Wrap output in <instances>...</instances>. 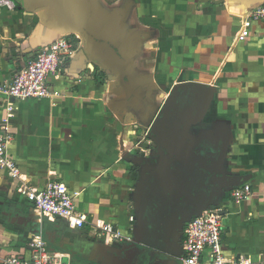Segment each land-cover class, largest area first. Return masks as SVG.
I'll use <instances>...</instances> for the list:
<instances>
[{
  "label": "crops",
  "instance_id": "0c3cea01",
  "mask_svg": "<svg viewBox=\"0 0 264 264\" xmlns=\"http://www.w3.org/2000/svg\"><path fill=\"white\" fill-rule=\"evenodd\" d=\"M12 1L13 8L0 6V83L62 37L77 51L66 72L51 78L52 95L12 103L0 96V129L8 126L12 136L6 151L27 184L43 188L56 180L77 191L88 223L72 228L38 215L17 191L19 179L0 168V253L29 257L31 236L41 234L55 252L81 254L75 264H86L104 240L94 225L111 223L131 236V217L143 221L136 189L162 178L170 200L185 196L182 204H166V225L185 224V215L167 214L172 205L199 214L221 204L225 255L264 264V21L250 16L264 0ZM189 82L206 93L185 136L221 148V187H252L241 203L225 189L213 195L220 187L209 188L210 196L200 185L189 187L192 174L151 136L168 97ZM162 250L179 259L172 242Z\"/></svg>",
  "mask_w": 264,
  "mask_h": 264
},
{
  "label": "built area",
  "instance_id": "2783aa9c",
  "mask_svg": "<svg viewBox=\"0 0 264 264\" xmlns=\"http://www.w3.org/2000/svg\"><path fill=\"white\" fill-rule=\"evenodd\" d=\"M0 6L14 7L12 0H0ZM250 16L264 21V3L250 12ZM77 51L75 41L62 37L49 45L43 46L25 63L19 65L11 79L0 83V96L10 102L21 99H43L53 94L52 77L62 75ZM12 103V102H11ZM12 136L8 126L0 129V168L19 179L21 185L17 191L31 203L32 209L40 216L51 219L62 218L71 221L75 227L82 228L88 223L86 215L76 206L77 191H72L62 181L51 180L45 187L36 188L25 182L19 166L6 149ZM252 195L249 184H239L232 188L231 199L241 203ZM225 208L221 204L196 214L180 233L181 264H252L249 256L229 257L223 252V219ZM104 236L108 244L128 239L114 224L102 222L94 225ZM30 256L0 253L2 264H68L67 256L55 252L41 234H33L29 240Z\"/></svg>",
  "mask_w": 264,
  "mask_h": 264
},
{
  "label": "water",
  "instance_id": "95a60500",
  "mask_svg": "<svg viewBox=\"0 0 264 264\" xmlns=\"http://www.w3.org/2000/svg\"><path fill=\"white\" fill-rule=\"evenodd\" d=\"M205 93V88L197 82L185 83L178 87L177 92L168 97L166 107L158 115L155 123L152 124L151 136L155 140L156 147L164 150L171 162L176 163L180 170L186 169L188 174L189 172L192 174L189 175L192 178L189 187L200 185L205 194L209 192L208 196H210L209 188L220 187L219 190L221 191L213 194L219 196L224 189L225 191H231L233 188L221 187L224 181L221 180L223 176L219 173L220 170L217 167L218 153L221 148L213 145L210 141H199L193 136H185L186 129L193 125L200 116L201 109L205 104ZM176 129L182 131V133L179 134V132L174 131ZM164 190L165 193L168 186ZM182 195L184 194L175 193L170 201L182 204L183 201L185 202V196ZM140 196L143 198L141 201L143 202L145 196L144 194ZM206 207L202 209H206ZM156 211L157 204L153 206L152 214ZM147 220L145 221L146 225L144 223L143 226H137L134 231L137 237H144L142 239L144 242H147L146 232L152 225ZM116 250L110 247H97L85 259L95 264H128L126 261L120 260L115 252ZM158 250L153 251L149 258L139 259L138 264H180L178 257L173 253Z\"/></svg>",
  "mask_w": 264,
  "mask_h": 264
},
{
  "label": "flooded vegetation",
  "instance_id": "af4514ba",
  "mask_svg": "<svg viewBox=\"0 0 264 264\" xmlns=\"http://www.w3.org/2000/svg\"><path fill=\"white\" fill-rule=\"evenodd\" d=\"M157 180L158 179L156 178V181L152 182V185H151L152 188H149L150 190L149 189L146 190L144 188V190H141V191L138 190L137 192V189H136V193H138V196L139 194L140 195L144 194L145 196L143 202H141L143 199L141 198V196L139 197L140 202L139 201L137 202V200L135 201V207L139 209V211H141V216H142L143 221H142V225H139L137 224L136 215H133L131 217L132 222L135 221L136 223H134L130 228V234H131V236H129L130 240L129 239L119 240L113 244H108L105 240H102V241H99V244H97L95 248L110 247L113 249H117L115 252L117 253L120 260H124L128 264L130 263L138 264L139 259H142L145 257L149 258L153 254V251L158 250V249L162 250L167 240L172 242L175 250L177 249L179 250V248L181 250V244L179 243L180 233L182 232L183 229H185L184 227H186L188 221L192 217H194L197 213L190 210L191 206L188 207L189 210L185 211V207L183 208L177 205H172L171 210L173 212H171L170 210L167 212V214L174 213L177 211L179 215H185L186 216L185 224H183L184 223L183 221L178 220V223L175 228L174 226L169 227V225H166L165 219L163 220L162 216L163 214H165L164 211L169 208V207L167 208L166 204L169 203L170 198H168V196L167 197L165 196L166 194L164 193L165 188H164V185L161 184L163 179L161 178L160 182ZM155 204H157V211L152 214L153 206H155ZM179 215H177V217ZM146 220L150 221L152 225L150 226L149 230L146 232L147 242H144L142 240L144 237L143 236L137 237L134 231L137 226H143ZM180 229H181V232H180ZM63 253L67 257H69L72 264H75L76 261H79L78 256H81V254H75L70 251H63ZM82 259H84V255H82Z\"/></svg>",
  "mask_w": 264,
  "mask_h": 264
},
{
  "label": "rangeland",
  "instance_id": "374dc122",
  "mask_svg": "<svg viewBox=\"0 0 264 264\" xmlns=\"http://www.w3.org/2000/svg\"><path fill=\"white\" fill-rule=\"evenodd\" d=\"M170 92H168V94H169ZM2 104H0V107H2V106H4V105H2ZM3 120V119H2ZM4 121V120H3ZM4 126V125H3ZM126 185V184H125ZM125 188H126V192H127V190H129V187L126 185L125 186ZM46 219H48V220H50L51 222H53V221H55V219H51V218H46ZM57 220V219H56ZM66 221V220H65ZM67 224L69 225V227H72V228H74V225H73V223L71 222V221H67ZM88 263H90V264H93L92 262H89L88 261ZM88 263H86V264H88Z\"/></svg>",
  "mask_w": 264,
  "mask_h": 264
}]
</instances>
